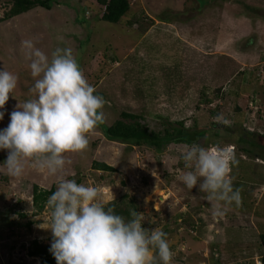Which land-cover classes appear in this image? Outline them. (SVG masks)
<instances>
[{"label":"rangeland","instance_id":"obj_1","mask_svg":"<svg viewBox=\"0 0 264 264\" xmlns=\"http://www.w3.org/2000/svg\"><path fill=\"white\" fill-rule=\"evenodd\" d=\"M11 1L0 0V69L18 79L2 109L0 129L18 103L34 98L21 42L32 40L49 58L56 47H69L88 83L107 102L102 121L107 126L122 111L143 115L156 131L183 120L190 131L216 133L201 146H231L238 161L231 176L241 204L214 217L205 194L183 185L178 177L189 169L180 156L189 144L172 142L161 151L132 147L108 139L98 124L88 134L86 150L65 153L71 163L57 175L30 163L21 177H10L3 166L7 152L0 151V264H39V258L26 255V247L33 239L50 244L52 234L46 229L49 210L37 213L32 188L56 187L61 176L98 187L104 205L127 195L132 208L144 213V227L167 234L171 264L262 261L264 149L237 139L245 132L249 140L264 141V107L260 114L248 108L252 93L264 103V0H129V11L117 23L101 19L100 0H53L51 9L36 7L4 19ZM254 32L260 40L249 48L247 37ZM251 61L257 62L253 68L244 66ZM248 68L255 71L244 80ZM205 95L209 102H201ZM218 115L228 123L217 122ZM215 123L221 129L212 130ZM94 161L117 171L95 170ZM30 220L34 224L27 228Z\"/></svg>","mask_w":264,"mask_h":264},{"label":"clouds","instance_id":"obj_2","mask_svg":"<svg viewBox=\"0 0 264 264\" xmlns=\"http://www.w3.org/2000/svg\"><path fill=\"white\" fill-rule=\"evenodd\" d=\"M21 44L30 61L34 84L29 92L34 98L18 103L8 125L0 129V151L7 152L3 166L14 178L21 177L30 163L57 175L71 163L65 153L87 149L88 134L103 121L107 102L84 77L71 48L58 46L49 58L32 40ZM17 79L0 69V121ZM214 119L228 123L220 115ZM180 158L189 170L178 179L187 189L205 194L214 217H223L232 205L240 206L241 190L234 188L231 176L238 161L231 146L193 143ZM99 192L96 186L59 178L46 202V229L52 234L49 252L56 264H171L167 234L144 227V213L132 210L128 218L117 214L114 207L104 205Z\"/></svg>","mask_w":264,"mask_h":264},{"label":"trees","instance_id":"obj_3","mask_svg":"<svg viewBox=\"0 0 264 264\" xmlns=\"http://www.w3.org/2000/svg\"><path fill=\"white\" fill-rule=\"evenodd\" d=\"M104 5V11L101 15V19L111 23H117L121 18L126 15L130 9L129 0H100ZM12 6L9 11L6 12L4 19H9L17 17L27 12L31 11L36 7H42L46 9H51V3L53 0H12ZM242 75V73H241ZM257 95L256 93L250 94ZM249 95V96H250ZM211 99L209 96L205 95L201 102H209ZM257 105L260 110L258 114L262 112L261 101L258 98ZM144 116L141 114L130 113L127 111H122L120 113L119 119L115 120L111 125H106L104 122H100L99 125L103 130L104 135L113 141H119L130 146H152L153 148L161 151L169 143L178 142L185 144L200 143L202 140L209 138V134L215 136L216 133L212 131L211 133L207 130H192L185 127V122L183 120L177 121L176 125L169 123L168 126L163 125V129L156 131L152 130L147 123H144ZM222 125L214 124L212 130H216ZM249 128V127H248ZM222 131V130H221ZM216 132V131H215ZM250 133L240 132L238 135L239 142L251 141L252 145L261 147L264 149V141L257 142L254 140H249ZM255 134V133H254ZM242 151L248 153V148L240 147ZM264 158V157H263ZM92 168L104 172H116L117 169L106 162L94 161ZM239 181V180H238ZM239 182H243L240 179ZM56 190L55 185L51 188H43L38 184H34L32 188V203L37 213L42 212L46 208V202L48 197ZM127 195L122 196L118 200L111 201L106 207H114L117 214H120L126 218L129 217V213L132 210H136L133 207V201H127ZM138 212V211H137ZM21 217H25L24 214H19ZM34 221H28L26 223L27 228H31ZM262 253L261 259L264 264V232L260 234ZM26 247V246H25ZM50 244L41 242L38 239H33L29 242L26 247V255L32 258H39V264H56L54 257L49 252Z\"/></svg>","mask_w":264,"mask_h":264},{"label":"crops","instance_id":"obj_4","mask_svg":"<svg viewBox=\"0 0 264 264\" xmlns=\"http://www.w3.org/2000/svg\"><path fill=\"white\" fill-rule=\"evenodd\" d=\"M258 40H260V38H259V35H258V33H253V34H251V36H249V37H247V44H248V46H250L249 48H255L256 47V44H257V42H258ZM257 62H253V61H251V62H247V63H244V66H249V67H252L253 68V66H254V64H256ZM248 70H250V71H247V73H246V75H244V80L245 79H248L249 77H251V75H249L251 72H254L252 69H249L248 68ZM246 76V77H245ZM263 98H260V101H261V107H262V105H263V107H264V103H263ZM263 110V109H262Z\"/></svg>","mask_w":264,"mask_h":264},{"label":"built area","instance_id":"obj_5","mask_svg":"<svg viewBox=\"0 0 264 264\" xmlns=\"http://www.w3.org/2000/svg\"><path fill=\"white\" fill-rule=\"evenodd\" d=\"M258 97L257 95H250L248 97V108L252 111V113H258L260 110L259 106L257 105ZM257 264H263L262 261H259Z\"/></svg>","mask_w":264,"mask_h":264}]
</instances>
